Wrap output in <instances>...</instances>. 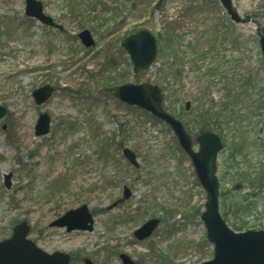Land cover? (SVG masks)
<instances>
[{
	"label": "rangeland",
	"instance_id": "374dc122",
	"mask_svg": "<svg viewBox=\"0 0 264 264\" xmlns=\"http://www.w3.org/2000/svg\"><path fill=\"white\" fill-rule=\"evenodd\" d=\"M38 1L62 32L26 16V0H0V106L7 110L0 121V242L27 223L30 240L47 254L70 255V264H124L122 256L135 264L210 261L213 246L200 219L206 193L191 160L167 125L121 103L111 89L157 84L165 89V108L192 136L200 131L197 116L220 117L235 135L247 132L251 163L264 164L258 26L232 24L219 0ZM233 2L242 17L264 29V0ZM85 30L95 47L81 43L78 35ZM141 30L157 38L159 52L149 71L135 75L121 40ZM191 44L198 51L194 66L187 58H195ZM173 64L181 71L179 80L164 74ZM45 86L55 92L37 106L33 93ZM42 114L50 116L51 129L38 137ZM230 141L219 157L218 177L221 193L232 194L228 210L235 213L240 200L242 211L228 225L264 230V190L248 196L250 189L228 174ZM124 148L136 154L138 168L124 158ZM124 187L132 195L119 202ZM83 205L94 217L92 232L51 227ZM152 219L161 221L159 228L138 241L135 232Z\"/></svg>",
	"mask_w": 264,
	"mask_h": 264
},
{
	"label": "water",
	"instance_id": "95a60500",
	"mask_svg": "<svg viewBox=\"0 0 264 264\" xmlns=\"http://www.w3.org/2000/svg\"><path fill=\"white\" fill-rule=\"evenodd\" d=\"M223 7L236 24H245L248 20L241 18L233 8L232 0H220ZM26 14L45 24L53 26V21L43 14V6L37 0H27ZM258 23L255 20H251ZM258 32H261L260 47L264 57V31L258 23ZM86 47L94 46L89 31L80 35ZM122 46L129 54L133 63L134 73L148 71L155 63L158 55L156 37L148 30H142L130 35L122 41ZM54 89L44 87L34 93L38 105L48 101ZM113 96L124 104L139 107L161 122L168 125L176 135L180 147L191 159L200 185L206 192V203L201 215V221L206 228L208 242L214 247V257L203 264H264V231L236 232L232 230L221 214L220 209V181L218 179L217 158L224 149L222 139L210 132L198 135L195 139L189 135L181 121L173 117L164 108V94L157 85L128 84L111 89ZM7 115V110L0 106V120ZM51 119L47 114L41 115L36 127L37 136L49 134ZM198 144L195 151L194 143ZM127 160L138 167L137 157L129 149L123 150ZM131 196V190L126 187L124 198ZM93 217L86 206L70 211L65 217L54 222L52 227L67 228L68 232L93 230ZM160 224L154 219L147 222L135 232L140 240L150 238ZM29 226L22 223L14 229L11 239L0 243V264H70L71 257L62 253L47 254L31 240L28 239ZM125 264H133L131 260L122 256Z\"/></svg>",
	"mask_w": 264,
	"mask_h": 264
},
{
	"label": "trees",
	"instance_id": "16d2710c",
	"mask_svg": "<svg viewBox=\"0 0 264 264\" xmlns=\"http://www.w3.org/2000/svg\"><path fill=\"white\" fill-rule=\"evenodd\" d=\"M193 54V58L191 57H187L191 59V64L194 66L195 61H196V56L198 57L197 53V48L191 44L189 45V54ZM175 62H180L181 61V56L179 54H174L173 55ZM174 64L172 65V67H167L166 72L164 73L166 76H174L176 79L179 78L181 76V71L179 70H175L174 69ZM178 67H180V65L178 64ZM163 72V71H162ZM163 74V73H162ZM179 80V79H177ZM250 88L253 89V86L250 85ZM163 90L165 91V89L163 88ZM228 99H231L233 102L234 97H231L230 95H228ZM191 104L190 103H186L185 105V110L188 112L191 110ZM225 111L228 110V107L224 108ZM197 121L194 123L198 126V129L201 131H212V129H216L219 132V135H224L225 132H227L228 135H226L227 139H225V141H228L231 139V143H230V147L232 148V154L231 157L229 158L228 161V167H227V172L228 174L233 175V178L239 180V185L240 186H245L250 189L251 191V195L248 196H259L258 194L255 193L256 190H264V164L257 162L256 164L251 163L250 161V157H249V152L248 151V139L245 137V134L247 132H243L241 134H239V136L234 134V131H231L230 128H225V126L221 123V118L219 117H211V119H209V113H207V115L205 116H197ZM209 122V123H208ZM188 126V125H187ZM186 126V127H187ZM257 127V126H255ZM264 127V126H263ZM261 131H264V129H262ZM261 133V132H260ZM232 134V135H231ZM230 136V137H229ZM257 143V142H256ZM254 146H257V144H255ZM103 152V151H102ZM106 149L104 150L105 154ZM236 189H238L237 186H235ZM242 188V187H241ZM239 190V189H238ZM236 193H240V191H237ZM236 193H234L233 196L238 197V195H236ZM256 194V195H255ZM231 192L226 193L223 192L221 193V199L223 200V202L221 203V209H222V213L223 216L225 218V220L227 221V223L230 222V219L232 215H234L235 213H239L242 211V204L240 203V200L235 201V213H232L230 210H228L227 207V198L229 199V197H231ZM240 196V195H239ZM237 226L238 229L236 228ZM232 227L239 231L244 230V226L242 223L238 222H234L232 224Z\"/></svg>",
	"mask_w": 264,
	"mask_h": 264
},
{
	"label": "flooded vegetation",
	"instance_id": "af4514ba",
	"mask_svg": "<svg viewBox=\"0 0 264 264\" xmlns=\"http://www.w3.org/2000/svg\"><path fill=\"white\" fill-rule=\"evenodd\" d=\"M43 8H44V13L47 14V13L45 12V7H44V5H43ZM47 16L50 17V19L53 21V23L55 24V26L45 25V24H43L41 21H38V20H37V21H38L39 23H41L43 26H45V27L51 28V29H53V30H58V29H57V28H58V27H57V26H58V25H57V22H55V20H54L50 15H47ZM62 31H63V30H62ZM62 31H61V32H62Z\"/></svg>",
	"mask_w": 264,
	"mask_h": 264
}]
</instances>
